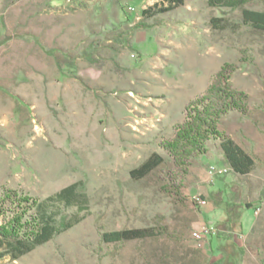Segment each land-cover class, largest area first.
<instances>
[{"label": "rangeland", "instance_id": "obj_1", "mask_svg": "<svg viewBox=\"0 0 264 264\" xmlns=\"http://www.w3.org/2000/svg\"><path fill=\"white\" fill-rule=\"evenodd\" d=\"M167 1L146 0L143 7H163ZM84 2L64 0L63 9H84ZM11 5L7 1L0 10L5 11L0 22L10 27L0 29V90L18 92L29 85L34 90L36 84L37 97L32 109L18 101L22 110L15 119L22 141L6 146L11 153L3 165L5 186L44 199L78 182L86 206L73 227L0 264H206L205 250L195 245L192 233L198 231L199 213L209 203L218 205L220 197L204 195L203 207L191 201L205 192L200 170L207 173L209 166L193 159L185 174L172 175L177 188H171L166 173L172 161L158 144L173 136L184 106L205 92L224 64L235 67L232 87L248 96L244 124L264 138V32L244 24L240 8L183 0L150 18L137 12L130 30L111 35L117 44L97 49L93 3L87 14L96 17L95 24L84 16V28L76 33L82 44L65 51L60 19L53 30L43 20L41 33L19 36L12 28ZM24 5L28 15L29 1ZM242 8L264 11V0ZM208 144L217 157V148ZM152 153L163 164L141 180L131 179L129 171ZM208 176L217 178L211 191L223 188L226 174ZM74 214L75 208L63 210L60 218ZM126 229H152L156 237L116 244L101 240L102 233Z\"/></svg>", "mask_w": 264, "mask_h": 264}, {"label": "crops", "instance_id": "obj_2", "mask_svg": "<svg viewBox=\"0 0 264 264\" xmlns=\"http://www.w3.org/2000/svg\"><path fill=\"white\" fill-rule=\"evenodd\" d=\"M7 1L12 3L14 13L12 28L19 36L38 35L43 29L41 23L43 20L45 28L53 30L56 27L55 18L60 19L61 27L63 26L61 49L65 51L73 50L82 44V39L76 38V35L84 28L82 20L84 16L95 24L96 17L90 18L87 14V10L94 6L93 3H97V31L93 32L97 33V49L101 46L110 49L112 44H117V37L111 35H117L122 29L130 30L129 28L135 24L134 19H139L137 12L140 13L141 19L150 18L159 14L156 10L161 7L152 5L145 8L143 3L146 0H90L88 3L82 0L86 3L84 9L77 8L71 12L64 11V0H58L60 5L54 7L50 5L53 0H0V10ZM28 1L30 11L27 15L25 13L27 6L24 4ZM145 10L153 13L146 15ZM4 12L0 15L4 16ZM8 27L5 20L3 23L0 22V29ZM19 47H23V44H19ZM34 87L32 90V86L29 85L23 91L20 88L18 92L0 90V193L6 182L3 165L11 153L6 146L18 147L22 141L21 130L16 127L19 125L16 114L22 110L18 101L29 102L32 109V100L37 97L36 84ZM194 88L197 86L194 85ZM246 122L243 115L231 112L221 119L218 129L229 135L252 158L253 167L249 173L244 175L233 173L223 163V154L218 142H209L215 149L217 148V157L212 156L210 144H207L206 153L197 158L199 166L229 168L228 174L223 177V188L217 187L213 189L214 191H211V186H214L217 178H209L204 169L200 170L202 178L207 181L205 192L201 191L202 198L211 194L220 197L218 205L211 206L209 203L208 208L199 213L201 216L199 227L204 224L213 228L212 234L207 236L202 247L208 258L206 264H211L221 257L228 261H237L238 264H264V198L259 201L264 192V138L249 129L248 124H244ZM213 161L215 163H212ZM228 198L231 200L227 201ZM218 232L220 237H217Z\"/></svg>", "mask_w": 264, "mask_h": 264}, {"label": "trees", "instance_id": "obj_3", "mask_svg": "<svg viewBox=\"0 0 264 264\" xmlns=\"http://www.w3.org/2000/svg\"><path fill=\"white\" fill-rule=\"evenodd\" d=\"M260 0H206L213 8L241 9L242 22L252 29L264 32V11H252L242 7ZM183 0H169L168 6L157 8L165 13L182 5ZM146 15L152 14L145 10ZM4 42L0 41V45ZM235 67L224 64L214 74L204 93L189 101L183 109V120L173 127V136L161 140L158 147L171 159L173 168L166 176L171 188H177L175 177L187 172L193 159L204 155L209 142H218L223 154V163L233 173L244 175L253 167L252 158L230 137L218 129L223 117L231 112L248 115V96L232 87L229 76ZM158 153H152L138 167L129 171L133 180H141L163 164ZM79 183L69 184L53 195L36 199L16 189L3 187L0 193V260L16 261L39 246L67 231L79 222L77 215L86 206L85 196L79 191ZM202 198V196L200 195ZM264 198V192L259 201ZM75 208L71 218H60L63 210ZM227 210V209H226ZM213 232V231H212ZM210 232L209 236L212 234ZM156 237L152 229H126L105 232L104 243L116 244ZM217 237H220L218 232ZM238 264L224 257L211 264Z\"/></svg>", "mask_w": 264, "mask_h": 264}, {"label": "built area", "instance_id": "obj_4", "mask_svg": "<svg viewBox=\"0 0 264 264\" xmlns=\"http://www.w3.org/2000/svg\"><path fill=\"white\" fill-rule=\"evenodd\" d=\"M129 10H132L131 8H129ZM229 172V168L228 167H218V166H209L207 173L210 176H219V175H225ZM192 204L194 206L197 207H203L207 204L206 200L204 198H201L200 196H196L194 198H192ZM213 231L212 227H209L207 225H201L198 228V231H195L192 233V238L193 241L195 242V245L197 247H202L204 240L207 238V236H209L210 232Z\"/></svg>", "mask_w": 264, "mask_h": 264}]
</instances>
